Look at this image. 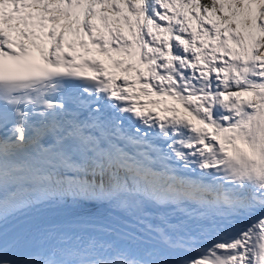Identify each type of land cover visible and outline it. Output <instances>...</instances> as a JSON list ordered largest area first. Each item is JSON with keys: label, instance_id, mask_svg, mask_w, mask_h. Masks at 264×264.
<instances>
[{"label": "snow or ice", "instance_id": "1", "mask_svg": "<svg viewBox=\"0 0 264 264\" xmlns=\"http://www.w3.org/2000/svg\"><path fill=\"white\" fill-rule=\"evenodd\" d=\"M0 264H264V0H0Z\"/></svg>", "mask_w": 264, "mask_h": 264}, {"label": "rangeland", "instance_id": "2", "mask_svg": "<svg viewBox=\"0 0 264 264\" xmlns=\"http://www.w3.org/2000/svg\"><path fill=\"white\" fill-rule=\"evenodd\" d=\"M93 55L96 57V59H99L101 60L104 64H105V67L107 69H114L116 70V67H113L111 65V61L108 60V58L102 54V53H99L98 51H94ZM119 58H123V57H119ZM118 73V78H122V77H125L127 76L129 79H134L135 76H136V73H135V70H129L128 72H117ZM137 87H140V84L137 83L133 86V88H137ZM135 91V90H134ZM138 95H137V98L138 100H140L141 102H145V101H155V100H158L160 99L159 97L155 96V95H148V94H145L143 92H141V90L139 91H135ZM167 104L169 106H175L178 110H179V113L180 115L182 116H188L189 119H191V116H189L188 112L185 110L183 104L178 101V100H174L172 99L170 96L165 98L163 101H161V103L159 104H152V103H147V104H144V107L145 108H150L152 110H162L163 107H164V104ZM165 115L167 116H171L172 113L171 112H164Z\"/></svg>", "mask_w": 264, "mask_h": 264}, {"label": "bare ground", "instance_id": "3", "mask_svg": "<svg viewBox=\"0 0 264 264\" xmlns=\"http://www.w3.org/2000/svg\"><path fill=\"white\" fill-rule=\"evenodd\" d=\"M13 35H15V34H13ZM96 58V57H95ZM117 72H122L119 68H116V70H114V69H112L111 68V70L110 71H108V73H110V74H113V75H115L116 77H118L117 75H118V73ZM118 81H119V79H118ZM117 81V82H118ZM119 83V82H118ZM140 91L141 89H140V87H137V88H133V91ZM135 99H137V96L135 97ZM138 100V99H137ZM156 111V110H155Z\"/></svg>", "mask_w": 264, "mask_h": 264}]
</instances>
